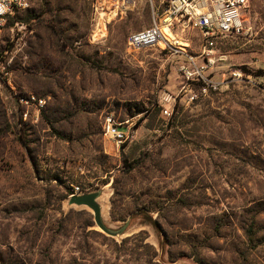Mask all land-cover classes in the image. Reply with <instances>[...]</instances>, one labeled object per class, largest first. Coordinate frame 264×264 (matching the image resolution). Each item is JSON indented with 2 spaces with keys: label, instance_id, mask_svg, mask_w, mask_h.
<instances>
[{
  "label": "rangeland",
  "instance_id": "374dc122",
  "mask_svg": "<svg viewBox=\"0 0 264 264\" xmlns=\"http://www.w3.org/2000/svg\"><path fill=\"white\" fill-rule=\"evenodd\" d=\"M242 21L214 39L206 84L179 70L182 48L201 51L192 27L171 48L127 47L148 0H29L7 19L0 264H264V0ZM29 93L44 106L17 102ZM106 116L130 127L119 146ZM96 190L115 236L68 203Z\"/></svg>",
  "mask_w": 264,
  "mask_h": 264
},
{
  "label": "built area",
  "instance_id": "2783aa9c",
  "mask_svg": "<svg viewBox=\"0 0 264 264\" xmlns=\"http://www.w3.org/2000/svg\"><path fill=\"white\" fill-rule=\"evenodd\" d=\"M99 1V0H96ZM117 7L129 5L136 0H102ZM151 7V24L138 31L130 33L126 44L129 49L138 50L163 42L166 47H172L175 42L173 30L178 26L182 31L192 27L201 34V51L197 56L186 54L185 60L179 66L182 76L187 80H202L208 83L205 69L213 63L210 55L215 50V38L238 33L243 28L242 14L247 0H148ZM29 6V0H0V36L9 17L16 10ZM174 40V41H173ZM184 47V46H183ZM196 57H201L202 64L196 63ZM0 61V69H3ZM20 105L32 106L39 110L44 106V99L33 93L17 95ZM15 109V108H14ZM168 114L167 110L163 111ZM26 118L27 111L20 113ZM103 135L117 146L124 143L130 136V127L121 128L111 116H106L103 123Z\"/></svg>",
  "mask_w": 264,
  "mask_h": 264
},
{
  "label": "water",
  "instance_id": "95a60500",
  "mask_svg": "<svg viewBox=\"0 0 264 264\" xmlns=\"http://www.w3.org/2000/svg\"><path fill=\"white\" fill-rule=\"evenodd\" d=\"M99 196V191H92L88 193H73L68 198L69 204H75V205H85L88 208H90L93 212V218L95 224L106 234L115 236L118 233H120V230H111L108 228L102 221L101 218V211H100V205L96 201L97 197Z\"/></svg>",
  "mask_w": 264,
  "mask_h": 264
},
{
  "label": "bare ground",
  "instance_id": "6f19581e",
  "mask_svg": "<svg viewBox=\"0 0 264 264\" xmlns=\"http://www.w3.org/2000/svg\"><path fill=\"white\" fill-rule=\"evenodd\" d=\"M158 43H156V44H154V45H152V46H149V47H146V48H151V47H153V46H155V45H157Z\"/></svg>",
  "mask_w": 264,
  "mask_h": 264
},
{
  "label": "trees",
  "instance_id": "16d2710c",
  "mask_svg": "<svg viewBox=\"0 0 264 264\" xmlns=\"http://www.w3.org/2000/svg\"><path fill=\"white\" fill-rule=\"evenodd\" d=\"M1 61V60H0ZM142 110H140V112H141Z\"/></svg>",
  "mask_w": 264,
  "mask_h": 264
},
{
  "label": "clouds",
  "instance_id": "9594fccd",
  "mask_svg": "<svg viewBox=\"0 0 264 264\" xmlns=\"http://www.w3.org/2000/svg\"><path fill=\"white\" fill-rule=\"evenodd\" d=\"M0 10H2V9H0Z\"/></svg>",
  "mask_w": 264,
  "mask_h": 264
}]
</instances>
